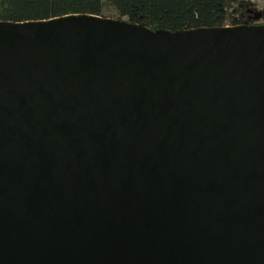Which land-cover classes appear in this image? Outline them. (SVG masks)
Returning a JSON list of instances; mask_svg holds the SVG:
<instances>
[{
    "label": "water",
    "instance_id": "obj_1",
    "mask_svg": "<svg viewBox=\"0 0 264 264\" xmlns=\"http://www.w3.org/2000/svg\"><path fill=\"white\" fill-rule=\"evenodd\" d=\"M0 264H264V23L0 20Z\"/></svg>",
    "mask_w": 264,
    "mask_h": 264
},
{
    "label": "trees",
    "instance_id": "obj_2",
    "mask_svg": "<svg viewBox=\"0 0 264 264\" xmlns=\"http://www.w3.org/2000/svg\"><path fill=\"white\" fill-rule=\"evenodd\" d=\"M248 0H0V20L47 19L67 13L104 16L107 7L124 18L170 30L243 24ZM264 23V22H263ZM252 24V23H247Z\"/></svg>",
    "mask_w": 264,
    "mask_h": 264
},
{
    "label": "flooded vegetation",
    "instance_id": "obj_3",
    "mask_svg": "<svg viewBox=\"0 0 264 264\" xmlns=\"http://www.w3.org/2000/svg\"><path fill=\"white\" fill-rule=\"evenodd\" d=\"M256 13H259L260 15L258 19L253 18ZM242 14L246 16L243 23H257L260 18L263 20L262 23L264 22V9H261L260 11L257 10L255 4L249 0L242 9Z\"/></svg>",
    "mask_w": 264,
    "mask_h": 264
},
{
    "label": "rangeland",
    "instance_id": "obj_4",
    "mask_svg": "<svg viewBox=\"0 0 264 264\" xmlns=\"http://www.w3.org/2000/svg\"><path fill=\"white\" fill-rule=\"evenodd\" d=\"M251 2H253L255 4V7L257 10H261L264 9V0H249ZM104 14L106 15H110V16H116V12L115 10L111 9L110 7H107L104 10ZM263 20H261V18L257 21V23H262Z\"/></svg>",
    "mask_w": 264,
    "mask_h": 264
}]
</instances>
